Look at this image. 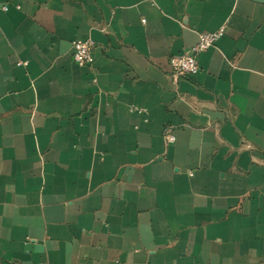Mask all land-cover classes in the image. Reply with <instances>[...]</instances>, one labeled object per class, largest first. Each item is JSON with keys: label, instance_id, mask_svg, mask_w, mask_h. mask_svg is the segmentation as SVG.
<instances>
[{"label": "crops", "instance_id": "obj_1", "mask_svg": "<svg viewBox=\"0 0 264 264\" xmlns=\"http://www.w3.org/2000/svg\"><path fill=\"white\" fill-rule=\"evenodd\" d=\"M4 5L0 264H264V0Z\"/></svg>", "mask_w": 264, "mask_h": 264}, {"label": "built area", "instance_id": "obj_2", "mask_svg": "<svg viewBox=\"0 0 264 264\" xmlns=\"http://www.w3.org/2000/svg\"><path fill=\"white\" fill-rule=\"evenodd\" d=\"M19 8V7H18ZM9 6L0 7V11H8ZM225 27L220 28L216 32L204 33L199 37L198 43L188 50L185 54L171 57L169 60V69L175 78L195 77L200 72L198 57L203 52L215 46V44L223 37ZM94 42L88 40L74 41L72 44V57L74 62L79 67H90L93 63ZM133 111L144 112L145 110L132 106ZM166 140L169 143L175 141V136L172 133L167 134Z\"/></svg>", "mask_w": 264, "mask_h": 264}]
</instances>
